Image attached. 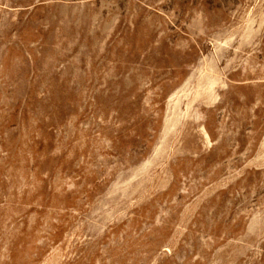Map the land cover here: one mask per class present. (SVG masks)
<instances>
[{
    "label": "rangeland",
    "instance_id": "1",
    "mask_svg": "<svg viewBox=\"0 0 264 264\" xmlns=\"http://www.w3.org/2000/svg\"><path fill=\"white\" fill-rule=\"evenodd\" d=\"M0 264H264V0H0Z\"/></svg>",
    "mask_w": 264,
    "mask_h": 264
}]
</instances>
